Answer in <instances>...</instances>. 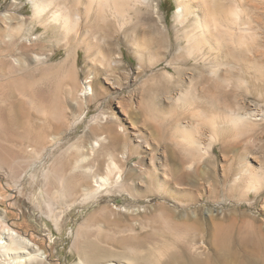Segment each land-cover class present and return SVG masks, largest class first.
<instances>
[{
	"label": "rangeland",
	"instance_id": "374dc122",
	"mask_svg": "<svg viewBox=\"0 0 264 264\" xmlns=\"http://www.w3.org/2000/svg\"><path fill=\"white\" fill-rule=\"evenodd\" d=\"M55 1L0 0V237L32 264H264V85L198 99L177 0Z\"/></svg>",
	"mask_w": 264,
	"mask_h": 264
},
{
	"label": "bare ground",
	"instance_id": "6f19581e",
	"mask_svg": "<svg viewBox=\"0 0 264 264\" xmlns=\"http://www.w3.org/2000/svg\"><path fill=\"white\" fill-rule=\"evenodd\" d=\"M29 1L38 14L52 8L54 20L60 19V14L70 11L55 0H47L45 3H40L38 0ZM120 1L99 0L103 5L108 3L117 5ZM176 3L177 9L173 17L176 24L182 28L181 37L185 41L188 54L184 57L185 60L181 61L186 59L193 61V74L188 78L187 83L199 89L198 99L202 101H211L216 98L233 99L235 90L229 88V84L233 79L240 81L241 76L238 70H241L243 74H250L251 77L254 75V78L264 85V0H177ZM155 12L157 13V10ZM61 17L65 18L64 15ZM64 22H67V19ZM26 41L31 46L30 39ZM177 41L178 50H181L179 39ZM140 42L142 40L134 45L141 47L143 44H139ZM232 67L237 70L238 76L234 74ZM84 91L91 93L90 85H86ZM183 96H177L176 100ZM256 114L255 111L244 112L237 118L245 123L249 119L253 120L252 117ZM257 115L264 116V113ZM192 144L198 146L199 150L202 148L200 142ZM97 146V141L92 143V147ZM2 239L4 241H0V257L8 259L3 264H32L47 258L46 255L43 256L35 243L24 238L21 232L6 227L3 236L0 237V240ZM83 251L84 249L81 252ZM81 256L83 257L78 261L79 264H105L104 254L93 248L89 251L86 248ZM124 258L127 260L126 257ZM188 259L190 264H198L192 256Z\"/></svg>",
	"mask_w": 264,
	"mask_h": 264
}]
</instances>
